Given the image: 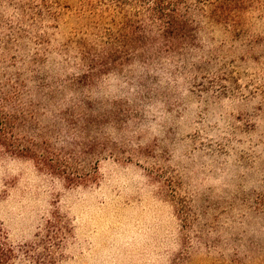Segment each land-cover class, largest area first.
<instances>
[{
  "label": "rangeland",
  "instance_id": "obj_1",
  "mask_svg": "<svg viewBox=\"0 0 264 264\" xmlns=\"http://www.w3.org/2000/svg\"><path fill=\"white\" fill-rule=\"evenodd\" d=\"M213 1L169 50L151 0H0L11 264H264V0Z\"/></svg>",
  "mask_w": 264,
  "mask_h": 264
},
{
  "label": "trees",
  "instance_id": "obj_2",
  "mask_svg": "<svg viewBox=\"0 0 264 264\" xmlns=\"http://www.w3.org/2000/svg\"><path fill=\"white\" fill-rule=\"evenodd\" d=\"M181 1L183 0H151L152 6L146 11L147 14L143 16L144 19L141 20L140 16L139 21H134L128 17H123L121 37L125 46L130 43L132 28L137 30L136 42L143 49L166 44L167 49L171 50L182 44L194 42V35L191 32L189 21L186 19V13H183L180 8H175L176 5L179 6ZM121 5L123 6L124 3ZM234 7H236V3L233 0H214L212 2V15L214 19L216 17L217 19L225 18L230 9ZM124 53L126 56H131L129 49ZM107 65L108 63L102 66ZM12 255L13 251L6 243L0 230V264H11Z\"/></svg>",
  "mask_w": 264,
  "mask_h": 264
}]
</instances>
